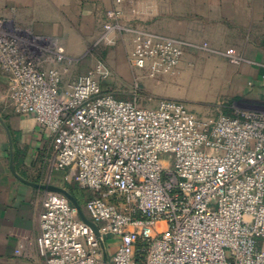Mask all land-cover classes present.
Masks as SVG:
<instances>
[{"label":"built area","instance_id":"built-area-1","mask_svg":"<svg viewBox=\"0 0 264 264\" xmlns=\"http://www.w3.org/2000/svg\"><path fill=\"white\" fill-rule=\"evenodd\" d=\"M119 37L130 40V68L149 77L198 47L124 21L115 6L96 46ZM37 49L0 23L8 99L52 139L51 169L90 193L80 209L98 231L63 194L47 192L37 239L44 264H264V113L121 99L102 89L110 76L102 60L63 85L45 65L50 52ZM107 237L118 246L104 261Z\"/></svg>","mask_w":264,"mask_h":264},{"label":"crops","instance_id":"crops-1","mask_svg":"<svg viewBox=\"0 0 264 264\" xmlns=\"http://www.w3.org/2000/svg\"><path fill=\"white\" fill-rule=\"evenodd\" d=\"M115 6L124 21L198 46L185 52L236 58L238 93L249 85L253 100L264 98V0H0V18L35 42H50L49 52H129L128 37L96 46ZM7 86L0 70V264H44L39 213L49 188L67 190L65 172L51 169L52 139L34 118L15 112ZM217 109L235 114L223 101ZM117 246L118 238L105 239L106 260Z\"/></svg>","mask_w":264,"mask_h":264},{"label":"rangeland","instance_id":"rangeland-1","mask_svg":"<svg viewBox=\"0 0 264 264\" xmlns=\"http://www.w3.org/2000/svg\"><path fill=\"white\" fill-rule=\"evenodd\" d=\"M0 23L7 30L15 31L35 45L38 48L36 52L51 50L50 42H35L32 35L26 36L15 30L6 19L0 18ZM128 55L129 52L107 51L50 52L45 65L53 64L60 72L63 85H69L74 79L89 72L97 61L102 60L110 73L109 78L102 82V89L121 99L137 98L143 106H154L161 99L168 98L164 96H172L195 113H213L222 101L235 114L264 113L263 96L257 101L252 99L255 98L254 88L246 85L243 96L238 93L233 80L235 74L232 64L236 58L232 56L211 52H184L173 70L157 77H149L145 71L130 68ZM65 188L83 208L90 193L81 189L74 177L65 181Z\"/></svg>","mask_w":264,"mask_h":264},{"label":"water","instance_id":"water-1","mask_svg":"<svg viewBox=\"0 0 264 264\" xmlns=\"http://www.w3.org/2000/svg\"><path fill=\"white\" fill-rule=\"evenodd\" d=\"M51 191H54V192H58L60 194H63L70 202L71 204H73L77 209H78V212H79V216L80 218L82 219V221L84 223H86L88 226H90L92 228V230L94 231V233L96 235H98V231H97V228L96 226L90 222L82 213L81 209H80V206L76 203V201L73 199V197L64 189H60V188H49ZM101 246L103 248V243H101ZM103 257H104V261H106V254L105 252H103Z\"/></svg>","mask_w":264,"mask_h":264},{"label":"trees","instance_id":"trees-1","mask_svg":"<svg viewBox=\"0 0 264 264\" xmlns=\"http://www.w3.org/2000/svg\"><path fill=\"white\" fill-rule=\"evenodd\" d=\"M228 115H234L231 111H227Z\"/></svg>","mask_w":264,"mask_h":264}]
</instances>
